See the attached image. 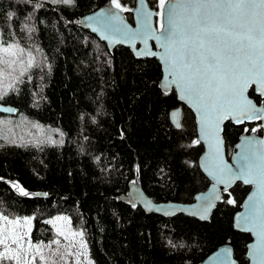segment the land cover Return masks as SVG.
I'll return each mask as SVG.
<instances>
[{
  "label": "trees",
  "instance_id": "1",
  "mask_svg": "<svg viewBox=\"0 0 264 264\" xmlns=\"http://www.w3.org/2000/svg\"><path fill=\"white\" fill-rule=\"evenodd\" d=\"M148 1L160 11L158 0ZM108 3L76 0L70 7L50 0H0V27L11 23L22 45L42 50L36 53L38 61L46 57L44 72L33 71V82L4 102L65 134L62 146L34 147L37 142L27 138L33 142L27 147L0 142V177L19 182L31 194L20 196L0 181V210L35 217L33 240H51L54 230L43 221L68 214L72 225L85 232L95 264H199L226 242L239 264H248L251 236L234 228L233 215L250 186L237 182L223 191L208 221L183 213L163 216L120 198L135 180L155 200L192 201L210 180L198 165L204 146L195 143L196 117L174 88H161L159 60L137 58L125 45L110 49L80 24L83 14ZM121 3L132 9L124 12L132 22L136 0ZM8 13L15 14L12 21ZM25 24L34 31H21ZM33 92L38 107L32 106ZM250 95L261 102L253 88ZM179 106L177 127L169 114ZM260 123L227 121L228 155L244 129L251 132ZM229 199L235 203H226Z\"/></svg>",
  "mask_w": 264,
  "mask_h": 264
},
{
  "label": "snow or ice",
  "instance_id": "2",
  "mask_svg": "<svg viewBox=\"0 0 264 264\" xmlns=\"http://www.w3.org/2000/svg\"><path fill=\"white\" fill-rule=\"evenodd\" d=\"M50 2L76 6V0ZM111 5L120 12L132 11L121 0H111ZM36 7L42 5L37 4ZM158 8L160 11L153 13L141 0L143 31L132 34L122 27L123 20L111 10L84 19L90 22L87 27L99 33L100 38L109 41L110 45L131 41L136 36L142 37L145 48L137 51V56H157L155 51L147 47L148 39L157 40L163 49L159 59L168 70L165 80L171 76L168 83L176 86L180 99L190 102L200 114L202 135L213 149L208 165L210 175L226 186L239 179L257 189L249 197L252 202L249 213L242 215L245 224L243 230L254 232L260 238L261 243L253 247L249 255L256 264H264V140L245 138L233 168L226 165L221 157L223 138L220 135L225 120L236 124L262 121L251 132L264 130V106L257 107L247 94L255 86L254 91L261 97V105H264V0H158ZM154 14L160 17L158 35L151 26ZM14 16V13H8L7 21H12ZM21 31L30 33L34 29L25 24ZM36 53L42 54V50L22 45L11 23L7 24L6 29L0 27V112H17L16 108L5 106L3 102L11 96L18 97L20 86L33 82V71L44 72L43 60L46 57L42 55L38 61ZM47 67L50 73L51 65ZM37 95L36 92L32 93L33 107L39 106ZM171 115L174 118L177 113ZM5 124L6 121L0 120V139L5 144L27 147L33 143L24 141L23 137L18 142L12 130L4 127ZM33 126L42 128L38 123ZM176 126L180 125L177 123ZM50 131L59 132L60 139L54 140L49 135L45 141L34 143L33 146L39 147L44 142L62 146L65 134L59 129ZM244 131L248 132L249 129L245 128ZM120 137L124 138L123 130L120 131ZM136 171H140L138 166ZM0 181L10 184L20 196L31 195L19 182L7 181L4 177H0ZM136 182L133 180L132 184ZM220 198L215 192L204 198L205 204L198 213L201 220L208 219L210 209L215 206L214 201ZM130 203L133 208L136 207V203ZM226 203L234 204L235 201L229 199ZM145 204L150 207V201H145ZM34 220L35 217L12 216L0 210V264H37V260L39 264H56L52 259L56 256L64 264H68L69 256L74 257V264H94L88 241L84 238L85 232L74 230L71 232L73 239H70L63 230L62 225H71L69 217L61 215L43 221L54 230L53 238L48 242L33 240ZM61 238L67 242L63 253L60 251ZM53 245L56 247L53 248ZM76 245L78 250L73 252L71 249ZM224 254L230 256L231 249L225 248Z\"/></svg>",
  "mask_w": 264,
  "mask_h": 264
},
{
  "label": "water",
  "instance_id": "3",
  "mask_svg": "<svg viewBox=\"0 0 264 264\" xmlns=\"http://www.w3.org/2000/svg\"><path fill=\"white\" fill-rule=\"evenodd\" d=\"M143 2L147 6L148 10L152 11L153 13L158 12V10L156 8H154L153 6L150 5L148 0H143ZM140 8H141V0H136V5L133 8V12H132L133 21L131 22L130 20L127 19L124 12H120L119 10L113 8L111 3H108V4H105V5L98 7L97 9H95L91 12L83 14L80 17V24L82 25V27L89 29L92 32L91 28L87 27V24L90 22L85 20L84 18L87 16L95 15L96 13H99V12H105L106 13V12L111 10L112 12L116 13L123 20L122 27L125 28V30H127L129 32V34H132V33L138 32V31L142 32L143 31V24H142V20L140 17ZM165 22H166V17H165ZM151 26L154 30H156V35H158L159 34V25H158L157 16L155 14L151 17ZM94 34H96L100 38L99 33H94ZM103 41L106 42V44L108 45V47L110 49H113L117 45H125V46L130 47L131 51L133 52V54L137 58L155 57L159 60V62L161 64V69H162V77H161V81H160L161 88L166 90V91L170 90L171 88H174L176 93H177L178 99L182 103H184L186 106H188L193 111V113L196 117L198 137H199L200 142H202V144L204 146L202 153L198 157V165H199L200 169L204 172V174L210 180L209 186L204 190L198 191L194 195V199L192 201L155 200L152 196H150L145 191L143 185L138 181L136 182V184H132V182H131L129 185V189H128L127 193L125 195H122L120 198H124L129 202L130 201L134 202V203L140 205L144 210H146L148 212H155V213L161 214L163 216H174V215L183 213V214H186V215L200 219L198 213L201 211L202 207L205 204V199H204L205 197L211 196L214 192L219 194L220 197H222L223 191L232 188L237 182H242V183H244V182L242 180L237 179V180L232 181L230 184H228L226 186L224 183H218L217 178L214 177L213 175H210V169H209L208 165H209L210 158L213 155V149H212L208 139H206L202 135L201 125L199 123L200 114L197 112L195 107H193V105L190 102H188L187 100L180 99V93H179L178 89L176 88V86L174 84L168 83V81H170L172 79L171 76H168L167 80H165V77L167 76L168 70H167V66L165 64H163L161 62V60L159 59V55L163 52V49L160 48L157 40L156 39H148L147 40V47L152 49L153 51H155L157 53V56H137V54H136L137 51L145 48V43H144L142 37H140V36L134 37L131 41L125 40L123 43H115L112 45H110L109 41H107V40H103ZM165 85H167V87H165ZM254 87L255 86H253L252 88L254 89ZM252 88H250L248 90V93H247L249 96V99H251L257 105V107L264 106V105H261V102H258L253 96L250 95V91ZM3 104L5 106L14 107L19 111L18 107H16L15 105H13L11 103L3 102ZM18 111L15 113H9V114H16V113H18ZM173 112L177 113V115L174 118L171 115ZM181 112H182L181 106L176 107L170 111V114H169L170 120L174 125H176L177 123L180 125ZM1 113H4V112H1ZM227 121H229V120L224 121V123L222 125L223 131L220 133V135L223 138V145L221 147V157H222V159L226 165L235 168L236 163H237V154L241 152V150L244 146L243 142H244L245 138L251 137L254 140H264V130L262 133H258V132L242 133L234 145V150L231 152L230 155H228L226 142H225V138L223 135V132L225 129V124ZM245 185L250 186V189L242 201L241 208L238 209L233 215V226L238 231H242V232H246V233L250 234L251 239L247 243V246H246V257L248 258V264H256V262L253 260V258L249 255V252L252 250L253 247L258 246L261 243V240L254 232H249V231L243 230V228L245 227V224H244V221L242 219V215H247L249 213L250 205L252 203L249 200V197H251L253 195V193H255L257 191V189L252 184H245ZM198 197L200 199H198ZM220 200H221V198L219 200L214 201L215 206L210 209V212L208 213V219L203 220V221H208L211 218V216H212V214L216 208V205ZM145 201H150V207L145 204ZM156 209H160V211H157ZM165 212L174 213V214L164 215ZM194 213H197V215H194ZM225 248L231 249V255L230 256H227L224 254ZM233 262H234V264H239V261L235 257V251H234L233 245L231 243L226 242V243H221L220 245H218V247L216 249H214L212 252H210L199 264H233Z\"/></svg>",
  "mask_w": 264,
  "mask_h": 264
},
{
  "label": "rangeland",
  "instance_id": "4",
  "mask_svg": "<svg viewBox=\"0 0 264 264\" xmlns=\"http://www.w3.org/2000/svg\"><path fill=\"white\" fill-rule=\"evenodd\" d=\"M160 22V19H159ZM158 22V23H159ZM22 114V115H21ZM24 118H27L26 120ZM0 120H4L6 121L5 124V128L6 129H11L12 132L15 134V138L17 139V141L20 140V137H23V139L27 138V139H32L35 142H41V141H45L46 138L51 135L52 139L54 140H59L60 136H59V132H55V131H50V130H55V129H59L58 127L54 126V125H47L44 124L34 118H31L29 116H27L24 112H18L16 114H9V113H1L0 112ZM39 124L42 126V128H36L33 125L34 124ZM60 130V129H59ZM61 131V130H60ZM0 142L5 143L2 139H0ZM47 142L44 143H40V144H46ZM67 216L69 217L68 214L66 213H56L54 215H52L50 218L48 219H52L56 216ZM20 217H32V215H17ZM70 218V217H69ZM63 230L68 233L69 238L73 239L71 237V232L74 230H82V228H78L72 225L68 226V225H62ZM85 238V237H84ZM78 239V238H75ZM36 241V240H34ZM45 242H48L49 240H43ZM67 244V242L61 238V246H60V251L63 253L65 251V245ZM56 245H53V248H55ZM73 252L78 250V245L72 247L71 249ZM92 258V257H91ZM53 260H55L56 264H64V262L60 259L59 256L56 257H52ZM81 259H83V257H81ZM68 260V264H74V257L69 256L67 257ZM37 264H39V260H37ZM95 264V263H94Z\"/></svg>",
  "mask_w": 264,
  "mask_h": 264
},
{
  "label": "flooded vegetation",
  "instance_id": "5",
  "mask_svg": "<svg viewBox=\"0 0 264 264\" xmlns=\"http://www.w3.org/2000/svg\"><path fill=\"white\" fill-rule=\"evenodd\" d=\"M159 19H160V18L158 17V22H159Z\"/></svg>",
  "mask_w": 264,
  "mask_h": 264
}]
</instances>
